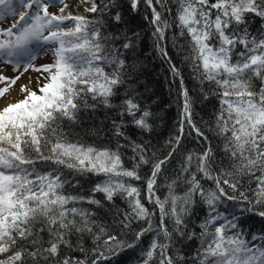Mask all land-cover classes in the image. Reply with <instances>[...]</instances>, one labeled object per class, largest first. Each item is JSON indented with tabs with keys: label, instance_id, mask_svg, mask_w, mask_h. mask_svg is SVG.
Instances as JSON below:
<instances>
[{
	"label": "snow or ice",
	"instance_id": "snow-or-ice-1",
	"mask_svg": "<svg viewBox=\"0 0 264 264\" xmlns=\"http://www.w3.org/2000/svg\"><path fill=\"white\" fill-rule=\"evenodd\" d=\"M79 3L98 15L73 14L67 0H0V62L39 73L37 90L20 85L23 99L0 108V264H112L148 234L141 264H264V233L249 240L244 229L246 214L264 218V210L256 211L264 208V0H175L172 21L157 9L171 12L168 0ZM141 5L153 50L171 80H179L176 134L165 141L167 155L155 160L156 150L149 157V144L131 135L152 133L159 119L141 61L143 34L133 26ZM41 55L51 62L37 67ZM176 57L191 67L204 100L205 86H214L219 109L209 130L222 142L224 159L193 120L196 98ZM22 75L0 69V99ZM98 109L106 111L90 131L103 133L109 145L115 140L114 148L72 138L71 126ZM186 134L207 146L183 155L161 197L158 178ZM124 148L133 153L131 168ZM37 161L69 171L42 172ZM149 164L145 179L140 170ZM92 176L104 179L86 194L67 193L68 177L79 183ZM133 181H143V197ZM134 223L144 226L137 231ZM194 241L188 257L183 248Z\"/></svg>",
	"mask_w": 264,
	"mask_h": 264
},
{
	"label": "trees",
	"instance_id": "trees-1",
	"mask_svg": "<svg viewBox=\"0 0 264 264\" xmlns=\"http://www.w3.org/2000/svg\"><path fill=\"white\" fill-rule=\"evenodd\" d=\"M168 7L171 9V12L165 11L157 5V9L162 11L164 16L172 21L175 17L176 13V4L175 0H168ZM68 11L73 14H82L89 16L91 18H95L98 14L85 13L84 10L79 9L78 7H70ZM145 14L144 7L141 5L140 13L134 21L133 26H139L137 28L143 34V41L140 45L141 47V61L145 65L146 71V79L150 84L154 92V99L156 100V105L154 106V111L158 114L159 119L156 121L154 126V131L152 133H145L141 135L138 131L132 132V138L137 142L144 141L149 144V157H152V151L156 150V156L153 157L155 159H163L164 156L167 155L170 148L165 147V141L171 138L176 134L177 128V119L179 115V110L175 101L177 100V91L179 89V80H171L168 71L167 65L164 64L159 58L158 54L153 50V42L151 38V29L147 25V23L143 20V16ZM259 21L253 19L252 25L253 28L258 27ZM177 32L176 29H169L167 31V35L169 37V41H171L174 33ZM187 37L181 38L179 43L183 44L184 40ZM168 48L170 53L175 55L176 49L172 46V44L168 43ZM176 63L181 68L184 79L185 86L192 90V94L196 98V103L194 105L193 110V120L196 124L201 127L206 134L210 138V143L213 146L216 156L219 159H224L223 151H222V142L219 138L213 139L214 133L209 130L210 126L214 123V116L216 111L219 109V100L216 96L211 95V92L214 91V86H205V91L209 93L208 99L204 100L200 95V85L199 82L193 78L192 69L188 64L181 63L180 58L176 57ZM110 71L111 69H106ZM261 86V82L259 80L254 81V88L256 91H259ZM106 110L98 109L92 119L88 118L87 114L83 115V119L78 125L71 126V131L73 133V139H79L81 142L86 144H93L96 147H115V140L111 142L109 145L107 137L101 133L99 136H95L90 129L94 126H98L103 119L104 113ZM67 122H65V131H68ZM208 142H201L198 140L195 135L188 136L185 135L179 150L176 152L172 160L168 165L165 166L162 175L158 178V183L160 185L158 195L163 197L166 194V183L169 179L175 176V172L179 167V162L182 159L183 155L188 151H199L203 147L207 146ZM122 158L124 161V166L127 168H131L134 161H132L131 157L133 153L129 148L121 149ZM47 154V153H45ZM225 163L227 161L225 160ZM36 167L39 171H52L53 169L60 167L62 173H67L69 170L63 168L62 166H56L51 162L47 164L37 161ZM151 164L142 166L140 170V175L146 179L147 175L150 174ZM71 181V186L66 185V191L68 194L76 195V194H86L87 191L91 188V186L101 180L104 179L103 176L100 177H83L79 183H77L76 179L73 177H68ZM132 183L136 184L141 188V194L143 197L144 194V183L143 181H133ZM247 183V182H246ZM212 186V182L208 181L205 183V187ZM254 188L255 185L253 184ZM97 198H100L98 195ZM115 204L120 206L121 208L126 207V204L122 202L119 198L115 200ZM87 207V205H84ZM228 205L224 204L221 206V210L226 208ZM151 208V205H148ZM264 210V208H257L256 211ZM206 213L201 211L199 208L197 209V215L199 217H203ZM247 219L244 224L245 229V238L251 239V234H262L264 233V218L259 217L256 214H246ZM199 223V221H197ZM144 225L142 223H134L133 228L135 230H139ZM199 231V229H197ZM131 239V237H129ZM152 239V235L148 234L142 238L139 245L133 249H129L123 252L116 260L112 261V264H141L143 252L148 248ZM198 246V241L191 242L187 244L183 248V252L186 256L190 257L192 253L196 250ZM191 264V261H189Z\"/></svg>",
	"mask_w": 264,
	"mask_h": 264
},
{
	"label": "rangeland",
	"instance_id": "rangeland-1",
	"mask_svg": "<svg viewBox=\"0 0 264 264\" xmlns=\"http://www.w3.org/2000/svg\"><path fill=\"white\" fill-rule=\"evenodd\" d=\"M70 7H78L79 9L84 10L85 7H88L90 5L80 4L79 0H67ZM59 7V6H57ZM51 11L55 12L57 11V8L50 9ZM7 26V25H5ZM51 57L50 55H41L38 56L34 61L33 64L39 67L42 64L50 63ZM0 69H3V74L8 77H14L17 75H20V73H23L21 78L17 81L16 85H14L10 91L5 95L4 98L0 99V108H3L8 103H14L17 102L20 99H23V95L20 94V85H29V87L32 90H37V76L39 73L32 71L31 69L27 72L24 71L23 67L17 69L16 71L13 70V66L10 64H4L3 62H0ZM31 80V83L29 84V81ZM43 83V81H41ZM3 84H0V87H3Z\"/></svg>",
	"mask_w": 264,
	"mask_h": 264
}]
</instances>
